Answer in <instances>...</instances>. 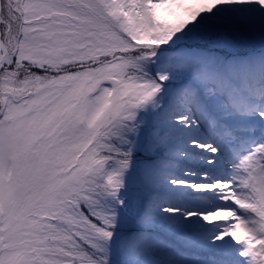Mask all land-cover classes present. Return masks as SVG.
<instances>
[{
    "label": "snow or ice",
    "instance_id": "6c2138e0",
    "mask_svg": "<svg viewBox=\"0 0 264 264\" xmlns=\"http://www.w3.org/2000/svg\"><path fill=\"white\" fill-rule=\"evenodd\" d=\"M0 264H264V0H0Z\"/></svg>",
    "mask_w": 264,
    "mask_h": 264
}]
</instances>
